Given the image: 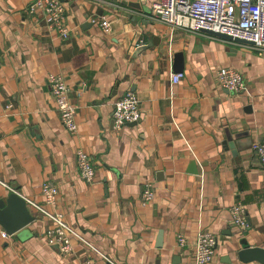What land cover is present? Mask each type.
<instances>
[{"label": "crops", "instance_id": "1", "mask_svg": "<svg viewBox=\"0 0 264 264\" xmlns=\"http://www.w3.org/2000/svg\"><path fill=\"white\" fill-rule=\"evenodd\" d=\"M35 1L0 0V180L39 201L43 183L57 187L50 209L116 264H197L177 237L200 232L217 236L208 264H264L239 256L244 240L264 248V165L254 151L264 140V55L149 19L155 0H61L63 39L44 10L30 12ZM222 66L242 75V90L221 86ZM51 74L69 87L75 132L61 124ZM127 91L141 119L117 129L115 102ZM78 150L91 157L92 182ZM147 181L155 196L143 204ZM10 193L0 184V199ZM237 204L246 230L233 223ZM29 209L36 218L23 229L0 224V264H110L75 237L62 253L46 236L53 222Z\"/></svg>", "mask_w": 264, "mask_h": 264}, {"label": "built area", "instance_id": "2", "mask_svg": "<svg viewBox=\"0 0 264 264\" xmlns=\"http://www.w3.org/2000/svg\"><path fill=\"white\" fill-rule=\"evenodd\" d=\"M30 12L44 10L52 20V27L63 39L70 36L66 25V10L61 0H36L30 5ZM148 18L165 24L173 29H181L192 33H200L206 30L231 35L252 42L248 44L264 55V0H155ZM101 27L105 33L112 31L110 22L103 17ZM184 74L182 72L172 74V81L179 82ZM218 79L223 88L238 92L243 89L242 75L235 69L222 66L218 70ZM54 99L60 110V121L69 132L77 130V107L69 97L67 83L57 74L49 75ZM113 122L117 129L141 119L140 102L132 91H127L115 102L113 110ZM254 151L264 165V140L254 145ZM77 164L81 177L86 182H92L95 176V168L91 157L83 150L77 152ZM0 184L10 192L20 194L9 183L0 180ZM141 201L149 203L155 196L154 185L151 181L144 183ZM42 201L25 198L28 206L39 214L49 218L53 227L47 230L46 236L51 244L59 247L64 254L72 251L71 237L77 238L102 256L110 264H116L107 255L98 250L91 240L75 230L65 220L62 212L50 209L55 205L58 188L48 183L41 187ZM233 223L246 230L250 227L245 218L242 205L231 208ZM3 238H9L4 230ZM177 244L181 248L191 247L197 264H208L213 261L217 252V236L211 232H200L190 241L182 234L177 237Z\"/></svg>", "mask_w": 264, "mask_h": 264}, {"label": "water", "instance_id": "3", "mask_svg": "<svg viewBox=\"0 0 264 264\" xmlns=\"http://www.w3.org/2000/svg\"><path fill=\"white\" fill-rule=\"evenodd\" d=\"M204 32H208L212 35L219 36L230 42L253 44L248 40L241 38H234L231 35H227V34H222L210 30H206ZM142 47L147 48V46H141L136 51H139V49H142ZM177 56L182 57L181 54H178ZM178 69L180 70L181 68ZM138 122H134L130 124L135 125ZM227 143H229L228 145L233 150L235 149L234 147L235 144L232 140H230V142L227 141ZM15 189L18 191L17 188ZM35 218L36 217L30 211L25 198L22 197L21 194L12 192L8 195L6 199H0V224L8 231V233L13 234L18 230L23 229L24 227L28 226L31 222H33ZM158 240L162 241L163 240L162 236H160ZM242 244H243V248L239 251V256L245 259L249 257H257L259 261H262L264 263V248H260L258 246L251 247L246 240L242 241Z\"/></svg>", "mask_w": 264, "mask_h": 264}]
</instances>
